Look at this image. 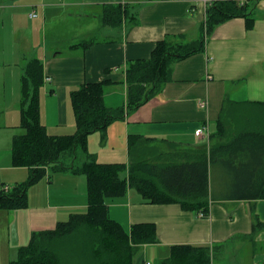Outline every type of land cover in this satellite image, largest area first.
Here are the masks:
<instances>
[{
	"label": "crops",
	"instance_id": "obj_1",
	"mask_svg": "<svg viewBox=\"0 0 264 264\" xmlns=\"http://www.w3.org/2000/svg\"><path fill=\"white\" fill-rule=\"evenodd\" d=\"M213 1L0 0V190H11L29 175L27 168L11 166V141L19 133L9 132L16 115L20 118V78L28 60L37 58L43 65L41 123L50 135H70L75 131L72 90L108 80L105 105L124 106L128 64L150 58L165 37L197 39ZM245 2L252 9L251 28L244 18L216 26L200 53L172 65L171 78L159 93L110 124L104 137L89 135L88 151L97 161L127 164L133 136L200 144L215 131L212 124L225 100L264 102V0ZM107 5L128 8L119 27L87 22L99 18ZM89 40V45H79ZM204 125L208 133L195 136ZM62 174L46 175L31 185L26 208L0 209V264L15 260L34 231L52 229L70 214L82 213L77 210L86 211L85 177ZM107 204L110 218L129 238H155L140 245L132 264H158L174 245L211 248L210 264H264V199L213 202L206 218L178 204H144L132 189ZM256 221L262 225L255 226Z\"/></svg>",
	"mask_w": 264,
	"mask_h": 264
},
{
	"label": "trees",
	"instance_id": "obj_2",
	"mask_svg": "<svg viewBox=\"0 0 264 264\" xmlns=\"http://www.w3.org/2000/svg\"><path fill=\"white\" fill-rule=\"evenodd\" d=\"M128 12L127 7L107 5L100 16L101 25L119 27ZM234 18H244L247 28L254 22L246 2L213 1L197 39L184 42L182 36L165 37L155 44L150 58L130 62L125 71L124 106L105 105L108 80L84 83L72 90L75 131L70 135L47 133L39 116L43 65L37 58L26 62L20 78L21 132L12 138L10 161L13 167L27 168L29 175L11 190H0V209L26 208L27 189L54 173L85 177L87 208L70 214L52 229L34 231L9 264H132L140 245L153 243L155 238L131 239L110 218L107 202L123 198L129 189L136 191L144 204H178L183 210L203 212L205 218L213 202L264 199V102L225 100L215 131L197 145L130 137L127 164L101 163L87 147L89 135L104 137L110 124L159 93L171 78L172 65L200 53L215 27ZM259 225L256 221L255 226ZM211 256L209 247L174 245L158 264H210Z\"/></svg>",
	"mask_w": 264,
	"mask_h": 264
},
{
	"label": "rangeland",
	"instance_id": "obj_3",
	"mask_svg": "<svg viewBox=\"0 0 264 264\" xmlns=\"http://www.w3.org/2000/svg\"><path fill=\"white\" fill-rule=\"evenodd\" d=\"M87 22L92 24L93 26H96V27H99L101 25L100 16H99V18L97 17L96 20L95 19H89V20H87ZM80 26H83V25H80ZM49 87H50V83H47V88L49 89ZM42 89H43V87H42ZM19 124H20V118H18L17 115H16V118H15L14 122H12V126H10V128H9L10 134H12V133L17 134V133L21 132L20 128H18ZM212 126L215 127V122H214V124H212ZM158 148H159V150H162V151H165V152L167 151V149H164L163 146H158ZM57 175H63V174L62 173H55L54 176H57ZM9 187H12V185L9 186ZM5 190H7V189H5ZM60 202H62V201H60ZM62 211L65 213V210H62ZM76 212H82L83 213L84 211L83 210H77ZM134 258H135V256H134Z\"/></svg>",
	"mask_w": 264,
	"mask_h": 264
},
{
	"label": "built area",
	"instance_id": "obj_4",
	"mask_svg": "<svg viewBox=\"0 0 264 264\" xmlns=\"http://www.w3.org/2000/svg\"><path fill=\"white\" fill-rule=\"evenodd\" d=\"M235 1H237L239 4H243L245 2V0H235ZM198 105H199V107H204L205 106V102H199ZM194 133H195V136H201L204 133H208V128H207L206 125H204V126L198 128V129H196ZM199 217L205 218V214L203 212H199ZM143 264H150V263L149 262H144Z\"/></svg>",
	"mask_w": 264,
	"mask_h": 264
}]
</instances>
